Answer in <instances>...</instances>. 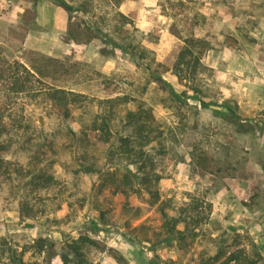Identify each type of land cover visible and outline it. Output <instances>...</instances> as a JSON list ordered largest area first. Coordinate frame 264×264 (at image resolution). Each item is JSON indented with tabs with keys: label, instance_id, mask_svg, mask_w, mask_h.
Returning a JSON list of instances; mask_svg holds the SVG:
<instances>
[{
	"label": "rangeland",
	"instance_id": "374dc122",
	"mask_svg": "<svg viewBox=\"0 0 264 264\" xmlns=\"http://www.w3.org/2000/svg\"><path fill=\"white\" fill-rule=\"evenodd\" d=\"M42 1L0 0V106L11 145L0 154V264H76L68 245L79 236L95 241L81 244L83 264H120L114 254L123 264H212L208 256L233 231L264 256V0H121L116 10L129 17V31L167 67L163 82L119 51H99L98 26L113 32L107 12L116 0H84L97 28L89 34L83 14L59 0L44 1L65 10V31H31ZM184 47L190 65L179 79L173 66ZM12 59L34 71L33 88L41 79L87 99L61 119L38 95H4ZM128 87L136 100L129 106L140 103L151 129L133 163L107 151L88 126L98 99ZM124 106L114 145L128 129ZM22 169L54 180L25 183ZM163 201L168 215L196 204L205 222L168 233Z\"/></svg>",
	"mask_w": 264,
	"mask_h": 264
},
{
	"label": "trees",
	"instance_id": "16d2710c",
	"mask_svg": "<svg viewBox=\"0 0 264 264\" xmlns=\"http://www.w3.org/2000/svg\"><path fill=\"white\" fill-rule=\"evenodd\" d=\"M59 2L69 12L80 11L83 14V19L80 22L83 24L85 33L89 34L97 30V28L93 29L95 26L94 21L85 19L84 13H86L87 9L84 0H59ZM120 2L121 0L113 2L110 8L111 10L107 12L113 19V23L107 26L113 27V32L111 34H109L108 31L103 32L98 26L97 32L105 36L103 46L100 47L99 51L104 54H111L119 51L128 56L130 61L137 68L144 72H148L154 79L163 82L161 74L167 70V67H165L163 63L155 61L154 58H149L150 51L144 45H141L139 40H136L133 32L129 31V27H127V24L131 22L129 17L121 11L116 10ZM72 17L73 15L69 14L68 19L70 20ZM81 23L77 24L80 25ZM113 33L116 35L113 36ZM188 52L189 49L187 47L181 49L174 63L173 72L179 79L182 78V66L190 65V61L186 59ZM196 61L194 60L195 64ZM153 64H155L154 67ZM195 64L192 65L193 71H195ZM156 66L161 67V69L156 68ZM6 70L8 73L7 76H9V81L6 84L7 92L8 90L9 92H4V95L7 96L9 93H25L32 96L38 95L43 101L49 104L50 108L61 119L69 117L73 109L78 108V106L87 99V95L80 90L66 88L41 79H38L40 83L39 87L33 88L31 79L35 78L34 71L16 59H12L7 63ZM126 90L115 96L98 99L99 111L91 118V123H89L88 126L91 132L98 134L101 142L106 145L107 151H118L123 159L128 163H133L135 157L143 155V144L147 142L148 134L151 129L148 125L149 115L145 113V110L141 109L140 103H136L134 107L129 106V104H134L136 101L134 95H132L130 91L133 89L128 87ZM119 104H125L123 109L124 115L120 119V123H122V127H128V129L126 132L120 133V135L116 137L117 145H114V143L111 142V138L113 137L112 129L114 120L118 117ZM3 114L4 112L0 106V154L9 152L11 148L9 133L4 129L6 125L4 123L6 122L3 121ZM132 142L137 144L139 151L135 150V147L132 146ZM32 164L33 163H31V165ZM35 170L36 171H24V169H22V172L24 171L22 177L27 178L25 183L46 187L53 182L54 178L51 174L42 169ZM84 170L86 172V170L89 169L87 167ZM133 176H135V174H133L132 177ZM144 181H147V177H145ZM151 194L156 193L152 192ZM163 203L164 201L159 205V211L163 218L161 224L168 233L175 232L177 236H180L183 235L189 224L196 227L205 222L206 216L197 211L198 205L196 204L183 203L177 209V215H168L162 208ZM181 222L185 225L184 229H176V225ZM84 241L95 244V241L89 237L79 236L68 245L76 264H83L81 244ZM218 242L214 254L208 256V258L212 259V264H264V256L261 251L245 233L239 231L227 232ZM114 256L120 264H123V260L120 256L116 254H114ZM66 258L67 256L64 255V260H66Z\"/></svg>",
	"mask_w": 264,
	"mask_h": 264
},
{
	"label": "crops",
	"instance_id": "0c3cea01",
	"mask_svg": "<svg viewBox=\"0 0 264 264\" xmlns=\"http://www.w3.org/2000/svg\"><path fill=\"white\" fill-rule=\"evenodd\" d=\"M35 20L39 27L31 31L38 32L41 28V30L48 29L47 31L62 34L66 28L67 13L62 7L43 0L37 3V15ZM30 34L29 32L27 40H29Z\"/></svg>",
	"mask_w": 264,
	"mask_h": 264
}]
</instances>
